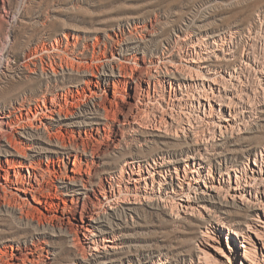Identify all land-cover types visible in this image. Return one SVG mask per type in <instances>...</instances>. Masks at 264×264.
<instances>
[{
  "label": "rangeland",
  "instance_id": "obj_1",
  "mask_svg": "<svg viewBox=\"0 0 264 264\" xmlns=\"http://www.w3.org/2000/svg\"><path fill=\"white\" fill-rule=\"evenodd\" d=\"M140 23L148 27L147 31L134 35L144 41L141 51L149 66H146L145 70L139 68L140 63L131 59L126 52L119 55L117 43L111 40L127 37L128 30ZM188 36L192 38V42L186 41ZM57 38L63 41L58 51L55 49ZM190 50L195 52L194 56L199 53L210 54V68L213 73L208 74L209 71L206 69L199 70L198 64H194L197 68L195 71L199 70L207 79L215 75L221 81L212 93L216 98L211 96L214 100L212 109L209 102L206 106H200L197 101L189 100L187 104L177 108L176 123L168 130L170 137L183 135L179 129L180 125L190 124L192 136L202 142L205 141L204 145L208 146V149L203 151L209 150L207 153L214 168L216 167V172L218 171L216 176L220 174L218 169L220 166L222 171L227 167L233 169L238 167L240 170L247 161L253 163L256 156L253 155L247 160V148L256 147L257 159L261 160L264 152V0H0V99L10 108L20 106L19 102L26 99L31 103L34 112L37 98H43V95L48 100L46 105L50 107L52 95L47 93V87L51 89L50 92L60 93L58 103L64 111L84 110L92 100L90 89L97 90L102 95L108 94L109 97H112L114 90L117 89L119 90L117 93L120 92L119 97L122 95L121 98L127 100L135 90L139 91L144 87L139 78V70L145 74L158 69L163 71L171 63L181 66L188 57L186 52ZM63 55H66L64 57L69 61L75 60V73L84 71V68L96 69L115 56L118 58L117 63L126 66L128 71L138 67L135 70L134 83L127 87L110 78L106 88L88 80L77 87L74 86L77 82L73 79L55 81L48 78L47 74L42 72L43 67L46 68L51 62L60 63L62 61L60 56ZM25 64H28L33 72L26 70L19 73L25 70ZM194 88L199 91L197 86ZM193 91L195 90L188 89V94ZM206 92H211L209 85H206ZM121 98L120 101H123ZM215 99L223 101L226 112L218 105L219 100ZM119 111L120 107L116 108L111 116L115 117ZM150 115L151 112L146 113V116ZM30 116V121L34 125L48 122L44 116L38 115L33 118L32 112ZM225 116L232 119L228 125L231 139L218 142L221 146L217 143L214 145L210 140L211 132L215 129L219 132L221 127L223 129L221 120ZM213 120L215 124L211 125ZM48 129L57 135L58 140H62L59 141L61 144L73 145L74 148L79 147V150L83 146L97 147L96 151L102 159L101 163L92 169L91 181L95 186H103L111 181L116 196L121 193L119 199L116 197L118 201L116 214L109 215V219L113 222L115 220L122 222L120 228L115 225V235L120 238V243L129 246L130 251L139 254L135 256L136 264H158L156 260L161 253L164 254L162 256L169 258L170 264H203L200 257L202 253L197 246L200 244L199 232L206 230V223L200 218H194L187 212L185 206L179 204L180 198L185 196L173 192L167 194L159 184H155L154 191L150 192L151 181L145 192L144 182L135 185L132 181L127 182V177L122 175L126 155L150 158L174 151L186 152L182 140L178 141L168 136L146 135L143 132L137 135L129 131L124 139L122 138L119 147L113 144L121 138L120 133H110L106 139L98 143L87 138L85 128L67 131L62 127L48 125ZM14 131L13 123L0 111V146L5 142L4 137L12 135ZM152 131L148 129V134ZM214 139L217 140L216 137ZM24 148H26L24 152L30 151L28 145L24 144ZM218 151L223 152L217 154ZM9 159L10 164L4 160L1 162L2 167L12 169L14 173L13 169L18 168V161L22 158L13 156ZM74 159L72 156L71 167ZM78 159L83 161L82 156ZM62 169L57 163L48 168L44 161L35 168L21 170L19 174L28 177V170L38 173L43 182L42 189L49 193L51 190H48L47 185L56 181V175L64 173ZM42 173L45 174L44 177L41 176ZM189 179L190 183L189 180L184 183L185 191L187 192L190 187L192 195L201 192L202 189L194 182L195 180ZM2 180L0 176V185ZM32 183L37 185L35 179ZM0 187V194L6 195L3 187ZM34 194L30 191L26 193L17 191L13 187L7 189V196L10 195L8 199L13 202L16 201L14 199H20L19 202L24 204L22 205L27 215L33 218L32 220L29 216L13 218L9 214H0V246L3 243L14 244L23 250L33 251L36 256L49 255L52 258L49 264L71 262L82 249L78 238L83 235L76 227L77 223L81 222L80 213L77 209L69 208L65 214L60 215L49 206L38 204ZM149 194L156 201L162 200L160 204L167 202V207L146 203L144 198ZM136 196L140 198L135 199L137 202H134L133 210H126L128 198ZM248 196H251V192ZM51 199H55V196ZM195 206L199 210V206ZM200 209L202 210L201 207ZM231 211L237 210L232 208ZM213 212L216 213L214 208ZM240 212L245 214L244 211ZM228 218L225 221L229 224L233 220H245V217L240 215ZM262 220L264 221L263 212ZM32 225H38L46 235H36L37 230L32 228ZM210 234L212 235L209 239L210 246L208 249L205 248L212 256L223 264H241L244 252L241 240L238 239V245L233 244V247L241 252L234 259L233 251L229 248L228 230L219 227L215 231L212 229ZM32 239L37 243V248L33 245ZM90 249L91 247L86 250L87 253ZM110 251L116 252L112 248ZM116 253L119 254L111 257L119 264L125 254L120 253L119 249ZM126 264L129 263L126 261Z\"/></svg>",
  "mask_w": 264,
  "mask_h": 264
},
{
  "label": "bare ground",
  "instance_id": "obj_2",
  "mask_svg": "<svg viewBox=\"0 0 264 264\" xmlns=\"http://www.w3.org/2000/svg\"><path fill=\"white\" fill-rule=\"evenodd\" d=\"M147 30V25L140 23L128 30L129 35L127 37L111 39L115 44L117 43L116 49L119 55L126 52L131 59L140 63L138 66L143 70L147 66L144 54L141 51L144 41L134 35L135 33L141 34V32ZM188 40L192 42V38L189 36L186 38V41ZM55 41L57 44L55 49L58 51L63 41L59 38L55 39ZM194 53L191 50L186 52L188 57L185 58L184 63H181V66H175L171 63L166 66L165 70L160 71L158 69L155 72H151L148 68L150 72L145 74L143 72L140 73L139 70V78L144 83V87L139 91L135 90V93L130 95V99L123 100L121 98L122 95L119 97L118 93L120 92L117 93L119 91L117 89L114 90L112 97H109L108 94L102 95L97 90L90 89L92 100L82 111H64L62 106L59 105L60 103H58L60 93L50 92L51 89L49 90L48 87L46 91L52 95V105L50 107L46 105L48 100L43 95V98H37L34 112L30 106L31 103L27 102L26 99H22L19 102L20 106H12V108L7 107L0 99V111L10 119L15 130L12 135L4 137L5 142L0 146V176L3 178L0 186L6 192V195L0 194V214H9L13 218H16V216L28 218L29 215H27V211L23 207L24 204L22 203V205L19 202L20 199H14L16 200L15 202L8 199L10 195L9 197L7 196V189L9 190V188L13 187L17 191L25 193L29 191L30 193L33 192L38 204L46 207L49 206L60 215L65 214V211L69 208L77 209L80 213L79 221L81 222H78L76 227L80 231V234L83 235V237L78 238V243L82 249L67 264H117V260L111 257L119 254L116 253L117 249H119L120 253L125 254L120 259L119 264H126V261L129 264H136L135 256L139 254L132 250L130 251L128 249L129 246L122 242L120 243V238L115 235V227L121 226L122 222L120 220L113 222L109 219V215L116 214L118 206L116 197L118 198L121 193L116 196L111 181L103 186H95L91 181L92 169L99 165L102 159L98 154L99 152L96 151L97 147L89 145L90 147L83 146L79 150V147L74 148L72 147L73 145L61 144L59 141L62 140H58L57 135L49 131L48 125L62 127L67 131L85 128L87 138L93 139L98 143L110 133H120L121 138L117 142L112 140L114 142L113 145H118L119 147L121 146L122 138L124 139V136L129 131H132L134 134L143 132L151 136L170 137L168 130L175 125L177 108H181L182 104H187L189 100L197 101L200 106H206L207 102H209L210 109L214 106V100H212L211 96L216 98L212 93L216 90V85H219V81L221 80H218V77L215 75L207 79V77L203 76V73H199V70L202 69L209 71L208 74L213 73L210 68L211 57L210 54L207 55L205 53L196 54L195 56L197 57H195ZM64 56L66 55L60 56L62 60L60 63L55 62V64L51 62L46 68L43 67L42 72L45 75L47 74L48 78H52L55 81L59 79L65 81L68 78L76 80L77 84L74 86L77 87H80L83 82L88 80L94 84L99 83L106 88L110 83V78L129 87L134 83L135 70L138 69V67L134 69L130 67L132 70L128 71L127 67L118 64V58L113 56L96 69L88 67L89 70L84 68V71L75 73V60L69 61ZM194 64H198L199 70L195 71L197 68L194 67ZM24 68L25 70L19 71V73L26 70L33 72V69L28 64H25ZM206 85L210 86L211 92H206ZM195 86L198 87L199 91L194 88ZM188 89H194L195 91L188 94ZM218 90L220 91L219 88ZM120 98L123 101H120ZM217 100H219L218 105L226 112L225 106L222 104L223 101L221 99ZM119 107L120 111L118 115L112 117V111ZM227 107L229 106L227 105ZM30 112L33 113V118L41 115L47 118L48 122L34 125L30 121ZM148 112L149 114L151 112L152 115L146 116ZM231 121L232 119L229 116L223 117V120H221L223 129L221 127L219 132L216 129L211 132L210 140L214 145L216 143L218 145V142L227 138L231 139L229 138L231 136L228 134V125H230ZM213 124H215L214 120L211 125ZM148 129L153 131L148 134ZM179 129L183 135H177L176 138L171 137L178 141L182 140L186 147V152L184 150L181 153L174 151L165 155L158 154L150 158H138L131 154L126 155L122 170L123 177H127V179L125 178L127 182L132 181L135 185L144 182L146 186L145 192H147L148 183L151 181L152 187H150V192L154 191L155 184H159L161 185V189L165 190L167 194L173 192L174 194H179V196H185V198H180L179 204L182 207L185 206V209L188 210L187 212L194 216V218H200L202 222L206 223V230L199 232L198 241L200 244L197 243L198 250L202 253L200 257L203 260V264H223L207 250L210 246L209 239L212 238L210 234L211 230L215 231L219 227H223L229 232V248L233 251L234 259L241 253L240 250L233 247V244L238 245L239 239L242 241L244 249L241 264H264V221L262 220V212L264 215V152L262 159L258 160L256 147L247 148V160L253 155L256 156L253 163L250 164L247 161L240 170L238 167L235 169L227 167L222 171L223 169L220 166L218 168L220 169V174L216 176L218 171L216 172V167L214 168L211 157L208 154L209 150L207 151L208 153L206 150L203 151L204 149H208V146L204 145L205 141L202 142L192 136L190 124L189 126L182 124ZM215 137L217 140L214 139ZM24 144L28 145L30 150L28 153L23 151L26 149L24 148ZM218 146H221V144ZM222 152L218 151L217 154H222ZM13 156H20L22 158L18 161V168L13 169L14 173H12V169L2 167L1 164L4 160L10 164L9 158ZM72 156H74L75 161L71 167L70 161ZM79 156H82L83 161L78 159ZM44 161L48 168L57 163L60 168H63L64 172L61 175H56V181L47 185L48 190H51L49 193H46L42 189L43 182L38 177V173L28 170V177L19 174L21 170L30 167L35 168L36 165ZM220 161L222 162V159ZM47 171L53 173L49 170ZM44 175L42 173L41 176L44 177ZM189 178L195 180L194 182L201 187V192H195V195H192L190 187L187 192L185 191L184 183L187 180L190 183ZM34 179L37 185L32 183ZM131 192L128 194L130 195ZM250 192L251 196H248ZM150 194L144 198L146 203L151 205L157 204L156 206H163L164 208L167 207V202L163 200V204H160L162 200L156 201ZM54 196L55 199H51ZM137 197L140 198V196L128 198L126 210H133L135 199L138 200ZM195 205L199 206V210ZM213 208L216 211L215 214ZM232 208H235L237 211H231ZM240 211H244L245 214H242ZM232 215H240L243 218L245 217V220L241 221V219H237L229 224L225 220ZM29 218L32 220L33 217L29 216ZM236 225H243V227H237ZM32 228L37 230L35 232L36 235H46V232L38 225H32ZM32 243L37 248V243L34 239H32ZM87 247H91L89 253L86 251ZM110 248L116 252L110 251ZM29 249L32 250L31 248ZM40 255L36 256L33 251L23 250L14 244L3 243L0 246V264H49L52 260L49 255L45 257ZM162 255L164 254L161 253L157 257L156 261L159 262L158 264H170L169 258Z\"/></svg>",
  "mask_w": 264,
  "mask_h": 264
}]
</instances>
